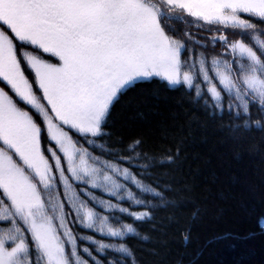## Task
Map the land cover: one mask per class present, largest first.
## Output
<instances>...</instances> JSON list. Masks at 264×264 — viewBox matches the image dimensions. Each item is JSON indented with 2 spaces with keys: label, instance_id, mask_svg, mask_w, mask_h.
Listing matches in <instances>:
<instances>
[{
  "label": "snow or ice",
  "instance_id": "1",
  "mask_svg": "<svg viewBox=\"0 0 264 264\" xmlns=\"http://www.w3.org/2000/svg\"><path fill=\"white\" fill-rule=\"evenodd\" d=\"M154 78L264 133V0H0V264H140L171 202L109 117Z\"/></svg>",
  "mask_w": 264,
  "mask_h": 264
},
{
  "label": "trees",
  "instance_id": "2",
  "mask_svg": "<svg viewBox=\"0 0 264 264\" xmlns=\"http://www.w3.org/2000/svg\"><path fill=\"white\" fill-rule=\"evenodd\" d=\"M228 128L227 114H205L159 78L112 108L111 142L126 148L142 139L150 179L171 202L143 225L149 241L129 240L140 264H264V133L239 139ZM251 144L259 151H249ZM177 148L178 159L167 163Z\"/></svg>",
  "mask_w": 264,
  "mask_h": 264
}]
</instances>
